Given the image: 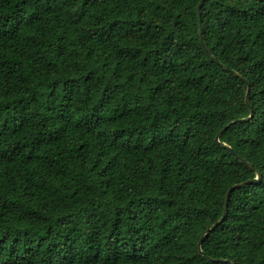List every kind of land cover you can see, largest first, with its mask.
Instances as JSON below:
<instances>
[{
    "label": "trees",
    "instance_id": "trees-1",
    "mask_svg": "<svg viewBox=\"0 0 264 264\" xmlns=\"http://www.w3.org/2000/svg\"><path fill=\"white\" fill-rule=\"evenodd\" d=\"M199 1L0 0V264H264V0Z\"/></svg>",
    "mask_w": 264,
    "mask_h": 264
},
{
    "label": "water",
    "instance_id": "water-1",
    "mask_svg": "<svg viewBox=\"0 0 264 264\" xmlns=\"http://www.w3.org/2000/svg\"><path fill=\"white\" fill-rule=\"evenodd\" d=\"M203 0H200L199 3H198V6H200L202 4ZM199 36L201 38V24L199 22ZM238 75V74H237ZM248 92V88L246 90V94ZM246 99V98H245ZM251 116V113L249 114V117ZM234 122V121H232ZM216 141L218 142V136H216ZM237 157V155H236ZM260 178V174L258 171H256V176L252 179L253 181H257L258 179ZM251 180H246L244 182H240V183H237V184H233L231 187L228 188L227 192H226V199H225V203H224V210L220 216V218L214 222V224H212V226L208 229V232L211 231L215 226H217L218 224H220L222 222V220L224 219L225 215H226V210H227V202H228V196L230 194V192L235 189L236 187H240V186H243L244 184L246 183H249ZM198 250H200V246H198Z\"/></svg>",
    "mask_w": 264,
    "mask_h": 264
}]
</instances>
